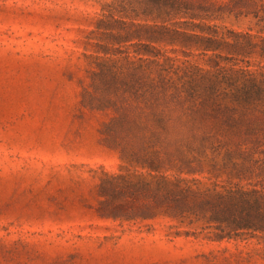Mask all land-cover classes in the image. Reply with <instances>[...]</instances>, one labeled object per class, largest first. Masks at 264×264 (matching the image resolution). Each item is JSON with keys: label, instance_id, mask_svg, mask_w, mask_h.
<instances>
[{"label": "trees", "instance_id": "1", "mask_svg": "<svg viewBox=\"0 0 264 264\" xmlns=\"http://www.w3.org/2000/svg\"><path fill=\"white\" fill-rule=\"evenodd\" d=\"M103 11L86 95L114 114L104 142L139 169L101 181L102 197L119 188L110 212L201 224L217 240L264 235V0H117ZM247 19V31L226 25Z\"/></svg>", "mask_w": 264, "mask_h": 264}, {"label": "rangeland", "instance_id": "2", "mask_svg": "<svg viewBox=\"0 0 264 264\" xmlns=\"http://www.w3.org/2000/svg\"><path fill=\"white\" fill-rule=\"evenodd\" d=\"M116 1L0 0V264H264V235L119 218V188L100 196L103 179L139 171L104 142L114 114L86 95L96 24Z\"/></svg>", "mask_w": 264, "mask_h": 264}]
</instances>
